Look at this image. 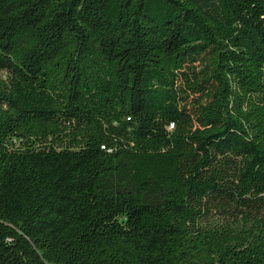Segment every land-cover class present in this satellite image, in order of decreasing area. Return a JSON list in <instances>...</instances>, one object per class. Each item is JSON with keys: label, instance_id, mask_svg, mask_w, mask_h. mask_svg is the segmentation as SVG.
<instances>
[{"label": "trees", "instance_id": "1", "mask_svg": "<svg viewBox=\"0 0 264 264\" xmlns=\"http://www.w3.org/2000/svg\"><path fill=\"white\" fill-rule=\"evenodd\" d=\"M0 264H264V0H0Z\"/></svg>", "mask_w": 264, "mask_h": 264}]
</instances>
